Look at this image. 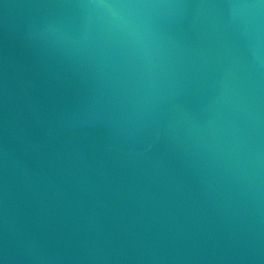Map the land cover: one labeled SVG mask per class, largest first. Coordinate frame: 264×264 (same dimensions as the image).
<instances>
[{"label":"water","instance_id":"obj_1","mask_svg":"<svg viewBox=\"0 0 264 264\" xmlns=\"http://www.w3.org/2000/svg\"><path fill=\"white\" fill-rule=\"evenodd\" d=\"M65 2L0 0V257L264 264V67L229 11L162 21L149 69L40 35L58 18L100 34L95 16L34 7Z\"/></svg>","mask_w":264,"mask_h":264},{"label":"clouds","instance_id":"obj_2","mask_svg":"<svg viewBox=\"0 0 264 264\" xmlns=\"http://www.w3.org/2000/svg\"><path fill=\"white\" fill-rule=\"evenodd\" d=\"M36 8L76 10L87 21L95 16L102 21L100 34L92 37L70 34L59 18L46 24L40 35L58 34L62 39H54L70 55L91 50L101 58L108 44L122 46L145 67H155L163 55L162 38L158 25L184 9H227L230 13L227 22L233 25L253 49L257 73L264 67L261 55L264 54V0H226L224 3H200L190 5L183 0H78V2L36 4ZM151 146H149L150 148ZM0 264H8L7 256L0 257Z\"/></svg>","mask_w":264,"mask_h":264}]
</instances>
